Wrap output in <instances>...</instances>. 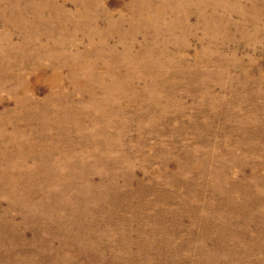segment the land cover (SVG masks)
<instances>
[{
	"label": "rangeland",
	"instance_id": "374dc122",
	"mask_svg": "<svg viewBox=\"0 0 264 264\" xmlns=\"http://www.w3.org/2000/svg\"><path fill=\"white\" fill-rule=\"evenodd\" d=\"M0 264H264V0H0Z\"/></svg>",
	"mask_w": 264,
	"mask_h": 264
}]
</instances>
